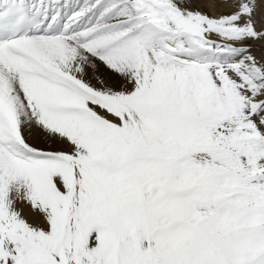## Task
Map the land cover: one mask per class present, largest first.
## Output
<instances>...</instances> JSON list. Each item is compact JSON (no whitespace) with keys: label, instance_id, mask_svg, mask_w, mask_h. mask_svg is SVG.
Listing matches in <instances>:
<instances>
[{"label":"snow or ice","instance_id":"1","mask_svg":"<svg viewBox=\"0 0 264 264\" xmlns=\"http://www.w3.org/2000/svg\"><path fill=\"white\" fill-rule=\"evenodd\" d=\"M0 264H264V0H0Z\"/></svg>","mask_w":264,"mask_h":264}]
</instances>
